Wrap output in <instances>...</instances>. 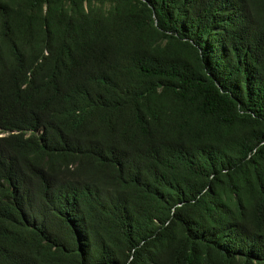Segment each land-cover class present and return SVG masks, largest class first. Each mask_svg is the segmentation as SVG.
Segmentation results:
<instances>
[{"label": "trees", "instance_id": "16d2710c", "mask_svg": "<svg viewBox=\"0 0 264 264\" xmlns=\"http://www.w3.org/2000/svg\"><path fill=\"white\" fill-rule=\"evenodd\" d=\"M0 264H264V0H0Z\"/></svg>", "mask_w": 264, "mask_h": 264}]
</instances>
